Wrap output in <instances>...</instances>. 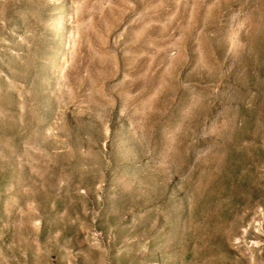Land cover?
I'll return each instance as SVG.
<instances>
[{"label":"rangeland","instance_id":"obj_1","mask_svg":"<svg viewBox=\"0 0 264 264\" xmlns=\"http://www.w3.org/2000/svg\"><path fill=\"white\" fill-rule=\"evenodd\" d=\"M0 264H264V0H0Z\"/></svg>","mask_w":264,"mask_h":264}]
</instances>
